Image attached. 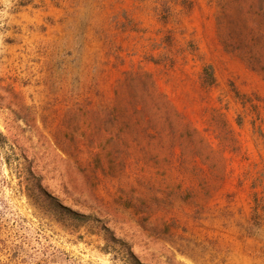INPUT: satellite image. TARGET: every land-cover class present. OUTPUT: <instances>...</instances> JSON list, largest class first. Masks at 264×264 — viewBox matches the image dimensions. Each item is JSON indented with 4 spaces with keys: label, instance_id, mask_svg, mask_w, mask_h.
Segmentation results:
<instances>
[{
    "label": "rangeland",
    "instance_id": "1",
    "mask_svg": "<svg viewBox=\"0 0 264 264\" xmlns=\"http://www.w3.org/2000/svg\"><path fill=\"white\" fill-rule=\"evenodd\" d=\"M187 1L0 0V86L34 108L45 141L1 110L0 132L34 160L42 186L63 206L93 216L99 203L106 207L99 218L142 263L264 264V80L221 49L219 0ZM203 65L213 68L212 88L201 85ZM125 73L148 74L221 160L178 158L176 149L115 156L107 140L117 127L90 123L86 113L111 106ZM231 85L249 98L245 105ZM221 123L232 141L215 134ZM56 155L71 164L77 189L61 182ZM79 168L99 203L78 197L88 188ZM86 202L95 209L81 207ZM122 260L98 223L73 222L29 200L0 164V264Z\"/></svg>",
    "mask_w": 264,
    "mask_h": 264
},
{
    "label": "trees",
    "instance_id": "2",
    "mask_svg": "<svg viewBox=\"0 0 264 264\" xmlns=\"http://www.w3.org/2000/svg\"><path fill=\"white\" fill-rule=\"evenodd\" d=\"M177 1L183 7H189L187 0ZM217 6L215 30L221 49L237 58L249 71L264 80V0H219ZM200 82L204 88L215 86L216 78L210 65L202 66ZM230 88L234 98L245 105L244 101L249 98L241 95L233 85ZM256 101L258 105H263V101L259 99ZM250 103L253 108H257L252 102ZM0 110L6 111L14 121L21 123L24 126L23 130L30 136L39 137L45 141L36 124L34 108L26 103L24 97L15 88L0 86ZM262 112L264 115V106H262ZM86 115L90 123H104V125L110 124L111 128L117 127L115 136L106 130L109 133L107 143L115 156L120 155L122 151L126 157L133 148L144 155H147L148 149H156V151L159 149L160 154L163 150V152L168 151L169 154L171 150L176 149L178 158L181 156L198 159L201 163H205L207 159L215 162L221 160L219 154L212 150L202 136L157 91L151 77L146 73L123 74L113 88L111 106L100 110H90ZM221 124L222 130L218 132L214 130L215 134L222 135L224 143L232 141L230 128L224 123ZM235 124L239 128L242 126L241 117L235 119ZM57 157L65 166L58 172L61 182L77 189L76 179H70L71 164L62 157L56 155V159ZM124 163L126 160L117 162V164ZM0 164L4 165L10 173L15 174L18 179V191L21 192L24 187L29 200L39 203L49 211L70 221L98 223L104 241L122 255L123 264H144L133 254L131 245L116 239L114 233L106 228L107 221L99 218L106 217L107 209L97 200L93 191L92 177L88 176L85 169L79 168L88 188L80 187L76 192L80 198L87 196L90 201L99 203L98 210L95 212L97 216L77 213L63 206L48 193L42 186L43 177L37 172L34 160H29L21 150L15 151V147L1 132ZM80 205L89 211L95 209L87 202L85 205ZM251 220L253 227L254 225L257 227L259 216L256 207L252 210ZM252 228L249 234L252 233Z\"/></svg>",
    "mask_w": 264,
    "mask_h": 264
}]
</instances>
